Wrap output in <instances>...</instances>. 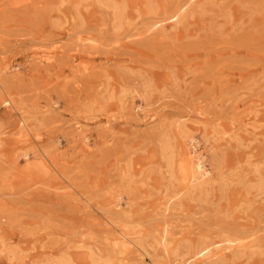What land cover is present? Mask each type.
Returning a JSON list of instances; mask_svg holds the SVG:
<instances>
[{"label": "rangeland", "instance_id": "1", "mask_svg": "<svg viewBox=\"0 0 264 264\" xmlns=\"http://www.w3.org/2000/svg\"><path fill=\"white\" fill-rule=\"evenodd\" d=\"M118 1L132 12L122 30L96 0H0V264L63 254L108 264L110 227L141 231L125 263L142 243L153 264L151 235L166 224L174 243L204 228L243 238L234 264H264V192L254 187L264 177V0ZM184 4L182 23L148 30ZM21 116L35 136L16 150L4 140ZM178 124L199 141L207 176L166 214L181 187L159 142Z\"/></svg>", "mask_w": 264, "mask_h": 264}, {"label": "bare ground", "instance_id": "2", "mask_svg": "<svg viewBox=\"0 0 264 264\" xmlns=\"http://www.w3.org/2000/svg\"><path fill=\"white\" fill-rule=\"evenodd\" d=\"M96 1L113 13L114 26L117 30H122L126 25L131 24L129 16H131L132 12H127V6L123 2L118 0ZM194 1L196 0H188V2ZM143 4L144 2L141 1L140 5ZM149 6L151 9L150 12L154 15L157 14V9H155L152 4ZM187 7V4H184L177 10H173L167 17L156 20L148 30L158 27L163 28L166 23H172L171 27L174 28L184 21V12L187 10ZM49 59L50 58H47L42 61L49 62ZM83 69L84 71L90 69L89 61L87 63L84 62ZM142 86L144 89L143 97H149L151 92L148 82H145ZM128 91L124 89L122 93H120V102L126 103L125 93ZM112 98H114V95L108 97L110 100H112ZM2 103L10 114L15 112L20 114L19 109L11 97L5 96ZM136 108L138 115H140L141 110L144 111L140 107H135V109ZM144 114V117L148 115V113L145 112ZM79 124V122L76 123V129L80 128ZM17 127L18 130L13 132V136L11 138H5L4 141L11 144L14 148L16 147V150H22L23 148L21 145L25 142L32 141L35 135L31 132L29 124L22 116L17 121ZM175 129L177 134H166L159 142L161 160L165 163L167 173L171 178V187L177 183L180 185H178V187H181L174 194L170 195L168 201L165 203L164 212H166V214H169L170 210L173 209L171 207L172 200L183 194L184 189H187L186 193L196 189L202 190L206 183L205 177L207 176L205 157L197 153L199 141L195 137H188L189 131L185 126H180L178 124L175 126ZM82 141L89 147V137L87 135L83 137ZM86 146L85 149H87ZM18 157H25L26 162H29L28 153H22ZM35 159L38 162L44 161V155L36 154ZM255 184V188L264 192V177H262V175H260L259 180ZM168 190H170V188L167 189V191ZM122 200L123 197L121 194L112 199L111 205L113 209L117 208L121 210ZM105 218L106 222L104 225H111L109 217L107 216ZM106 232L108 233L109 244H112V248L109 249L112 255L108 256L105 261L108 264H128L124 261L127 260L130 247L135 246L130 236L141 234V231L130 233L124 229H114L110 227L106 229ZM160 232V237L154 234L151 235L154 242L152 246H154V251H157L156 253L158 256V258L153 261V264H234L237 259L244 255V250H240V248L244 247V239L222 233L220 229L217 228H204L196 233L195 237L188 236L179 240L177 243H174L171 239V230L168 224L162 226ZM138 247L133 260L135 264H143L144 256L149 253L144 249L142 243ZM228 256L232 257L228 259ZM77 260L80 264H84L85 262V258L83 257H79ZM52 264H74V261L65 257V254H63L57 257ZM92 264H103V260L93 258Z\"/></svg>", "mask_w": 264, "mask_h": 264}]
</instances>
